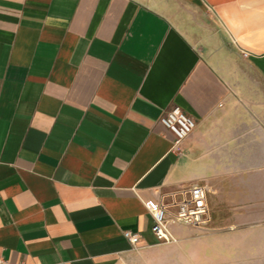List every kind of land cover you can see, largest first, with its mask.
Wrapping results in <instances>:
<instances>
[{"label": "crops", "instance_id": "crops-1", "mask_svg": "<svg viewBox=\"0 0 264 264\" xmlns=\"http://www.w3.org/2000/svg\"><path fill=\"white\" fill-rule=\"evenodd\" d=\"M174 105L196 120L179 151ZM194 185L210 222L159 244L150 208ZM151 248L149 264H264V0H0V257Z\"/></svg>", "mask_w": 264, "mask_h": 264}, {"label": "built area", "instance_id": "built-area-1", "mask_svg": "<svg viewBox=\"0 0 264 264\" xmlns=\"http://www.w3.org/2000/svg\"><path fill=\"white\" fill-rule=\"evenodd\" d=\"M161 123L174 135V151H179L181 142L189 137L196 127L194 117L179 105L168 109L162 116ZM150 212L153 216L152 231L159 244L173 243L177 239L172 233V224H187L203 229L210 222L208 190L204 185L191 186L174 194L170 202L163 197L159 206L150 208ZM124 237L134 246L141 240L139 233L130 230L124 232ZM0 264L10 263L0 257Z\"/></svg>", "mask_w": 264, "mask_h": 264}, {"label": "rangeland", "instance_id": "rangeland-1", "mask_svg": "<svg viewBox=\"0 0 264 264\" xmlns=\"http://www.w3.org/2000/svg\"><path fill=\"white\" fill-rule=\"evenodd\" d=\"M164 255L165 251L160 250L158 248L141 249L134 254L133 258H131L130 261L125 262V264H140V262L149 264L148 262L151 258L161 257Z\"/></svg>", "mask_w": 264, "mask_h": 264}, {"label": "bare ground", "instance_id": "bare-ground-1", "mask_svg": "<svg viewBox=\"0 0 264 264\" xmlns=\"http://www.w3.org/2000/svg\"><path fill=\"white\" fill-rule=\"evenodd\" d=\"M206 221H208V220H206ZM206 221H204V222H206Z\"/></svg>", "mask_w": 264, "mask_h": 264}]
</instances>
